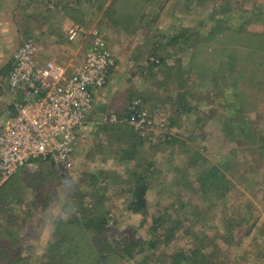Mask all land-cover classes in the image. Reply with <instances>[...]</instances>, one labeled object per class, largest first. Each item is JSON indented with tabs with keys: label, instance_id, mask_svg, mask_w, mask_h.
<instances>
[{
	"label": "rangeland",
	"instance_id": "obj_1",
	"mask_svg": "<svg viewBox=\"0 0 264 264\" xmlns=\"http://www.w3.org/2000/svg\"><path fill=\"white\" fill-rule=\"evenodd\" d=\"M79 6L74 23L103 33L115 65L71 166L43 159L0 186V264H172L196 248L213 264H264V0ZM42 32L18 46H48ZM66 33L58 54L72 50ZM135 99L148 118L140 126L122 120ZM167 134L174 144L156 150ZM211 164L223 175L203 188ZM140 172L148 203L133 212Z\"/></svg>",
	"mask_w": 264,
	"mask_h": 264
},
{
	"label": "built area",
	"instance_id": "obj_2",
	"mask_svg": "<svg viewBox=\"0 0 264 264\" xmlns=\"http://www.w3.org/2000/svg\"><path fill=\"white\" fill-rule=\"evenodd\" d=\"M82 34L88 45L77 66L55 59L41 61L40 47L31 40L15 50L8 85L16 100L0 127V186L36 158L71 166L79 134L93 112L96 92L108 83L115 65L102 32L80 24H73L67 32L70 40ZM118 119L116 114L110 116L111 122ZM122 120L139 126L147 122L138 99L132 101Z\"/></svg>",
	"mask_w": 264,
	"mask_h": 264
},
{
	"label": "crops",
	"instance_id": "obj_3",
	"mask_svg": "<svg viewBox=\"0 0 264 264\" xmlns=\"http://www.w3.org/2000/svg\"><path fill=\"white\" fill-rule=\"evenodd\" d=\"M80 10L79 0H0V71L4 69V72L11 68L13 54L21 38L28 39L31 36L37 38L42 31H48L50 35L47 37L40 35V37L46 38L43 40L45 42L50 40L51 43L48 45L50 48L47 45L40 48L41 61L55 59L66 65H79L85 55L83 34L74 40H70L66 35L69 44H72L69 45L72 50H69L67 55L58 53L61 51L59 44L63 34L67 32L65 27L75 24ZM15 100V95L9 89L8 76L6 80L0 78V127L13 111ZM17 172L10 178L11 181L24 175Z\"/></svg>",
	"mask_w": 264,
	"mask_h": 264
},
{
	"label": "trees",
	"instance_id": "obj_4",
	"mask_svg": "<svg viewBox=\"0 0 264 264\" xmlns=\"http://www.w3.org/2000/svg\"><path fill=\"white\" fill-rule=\"evenodd\" d=\"M261 34H256V36H260ZM264 34L262 33V35L260 36L263 37ZM216 49V48H215ZM214 49V50H215ZM126 124V123H125ZM174 121H173V117H169V124L167 125V129L170 128V126H173ZM168 133V132H167ZM151 135L153 136L152 132ZM154 137V136H153ZM157 138V139H156ZM156 142L154 143L156 150L158 149H163L165 148V146L174 144L176 138L169 136V134H167L166 136H156L155 137ZM43 160V158H36L34 162H38ZM222 169L219 168L218 165H214L211 164V166L209 167V170H207L205 172V174L202 177V187L203 188H207V187H215L218 188L219 187V183L221 181V176H220V172L221 175H223V172L221 171ZM260 170V168L258 169L257 166H252V169L249 170V174L253 175L256 174L258 171ZM136 181L134 183V186L131 188V199L129 201L128 204V209L132 210L133 212H142L145 211L146 207H147V203H148V199H147V191H148V183H147V176H145V174L142 172H140L139 174H136ZM243 221H245V218H242ZM159 221L161 222V218L159 219ZM102 224H99L96 227H94L95 229H99L101 227ZM254 224H251V226H253ZM250 226V227H251ZM82 227H88V225H84L82 224ZM89 229V227H88ZM96 251V246L94 247V252ZM5 254V257L7 259H9V254L8 253H3ZM11 255V254H10ZM197 257H198V262H197ZM210 256H208V254L202 253L200 251L199 248L194 249L190 256H186L184 253H180L178 255H173V260H172V264H178V263H182L184 262L185 264H213L210 260ZM97 259V257L95 258ZM12 262V261H11ZM99 264L101 263L100 261L98 262Z\"/></svg>",
	"mask_w": 264,
	"mask_h": 264
},
{
	"label": "clouds",
	"instance_id": "obj_5",
	"mask_svg": "<svg viewBox=\"0 0 264 264\" xmlns=\"http://www.w3.org/2000/svg\"><path fill=\"white\" fill-rule=\"evenodd\" d=\"M50 217L52 219H55L56 218V210L55 209L50 210Z\"/></svg>",
	"mask_w": 264,
	"mask_h": 264
}]
</instances>
